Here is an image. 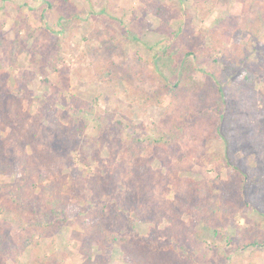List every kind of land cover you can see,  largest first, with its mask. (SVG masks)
<instances>
[{"label":"rangeland","instance_id":"374dc122","mask_svg":"<svg viewBox=\"0 0 264 264\" xmlns=\"http://www.w3.org/2000/svg\"><path fill=\"white\" fill-rule=\"evenodd\" d=\"M156 6L166 16H156L151 10ZM248 18L264 30V0H0V75L7 81V98L40 127L60 119L81 130L77 139H57L49 133L53 151L69 156L55 174L71 204L72 228L81 229L84 220L101 221L96 219L98 208L90 202L88 187L93 178L103 184L109 177V144L98 136L99 117L114 114L134 123V137H141L146 146L148 137L160 136L161 121L175 116L190 128L177 156L163 151V162L153 161L161 178L157 201L179 206L175 193L187 191L189 182L201 189L212 187L202 212L178 218L183 241L179 257L190 264H264V62L260 60L264 47L259 38L241 33ZM236 43L245 45L248 55L235 79L226 81L225 61ZM186 61L198 69L192 77L195 85L209 83L215 73L212 79L228 87V99L234 103L229 124L239 126L231 156L238 171L248 176L245 183L224 163L217 119L201 122L200 91L179 97L173 105L145 104L149 92L165 81L179 80ZM244 67L253 74L254 84L240 92ZM214 91L210 97L218 98ZM206 98L210 99L207 94ZM45 105L54 107L55 114L43 112ZM9 131L0 125V139ZM146 154L153 152L148 149ZM127 168L135 172L130 164ZM0 181L13 184L11 190L20 184L15 174L0 175ZM154 185L159 186L158 181ZM23 195L26 207L31 204L29 196L49 206L50 199L38 188ZM16 201L9 192L0 197V204L10 208ZM219 205L222 212L216 210ZM157 224L139 223L135 229L151 234L155 228L170 226L166 220ZM25 225V230H18L16 222L1 217L0 231L8 237L3 263L84 262L80 244L70 240L65 228L41 233L28 220ZM116 226L121 236H136L130 225L119 221ZM93 264L130 262L118 248L97 244Z\"/></svg>","mask_w":264,"mask_h":264},{"label":"trees","instance_id":"16d2710c","mask_svg":"<svg viewBox=\"0 0 264 264\" xmlns=\"http://www.w3.org/2000/svg\"><path fill=\"white\" fill-rule=\"evenodd\" d=\"M151 10L156 16H166L160 6L152 7ZM165 21L169 20L165 19ZM251 21L250 18L245 19L240 31L249 34L250 39L259 38L260 44L264 47L263 27L252 25ZM18 45L14 48L15 53L20 47ZM229 51L225 61L226 81L230 78L235 79L236 73L245 65L248 55L246 46L240 43L233 44ZM260 60L264 62L263 52ZM195 70H198L195 65L186 61L179 80L176 83L165 81L162 87L149 92L145 96V104L173 105L180 100L179 97L200 91L197 101L202 109L201 122L217 119L218 136L224 143V163L232 172L242 177V182L245 183L248 176L238 171L231 156L234 133L239 126L235 128L229 124L233 120L229 114L234 108V103L228 99L230 97L228 87L223 86L222 81L215 82L212 79L217 76L215 73L210 74L209 83L195 85L192 81ZM240 79L243 82L239 86L240 92L254 84V76L247 67H244ZM214 90L220 94L218 98L210 97V93H215ZM8 94L7 81L0 75V125L10 130L6 138L0 139V175L8 174L11 177L15 174L20 183L15 185V190H11L13 184L0 181V197L9 192L17 200L13 208L5 202L0 204V219L4 216L16 222L19 226L18 230L22 231L26 229V220L30 222L32 228L41 233L50 230L57 232L65 228L70 234V240L80 244L79 252L84 257L82 264H93L94 247L97 244L118 248L130 264H190L189 260L179 257V249L183 241L180 236L181 231L178 230L180 228L178 218L181 214L202 212L207 207L212 187L201 189L196 187L195 182H189L187 191L175 193L179 206L171 204L168 207L165 203L161 205L155 196L157 191H160L161 178L158 175L160 171L153 169L154 160H163L161 155L163 151L174 157L177 156V152L181 149L180 144L190 128L186 120L175 119V116L170 119L163 117L162 131L157 128L160 136L148 137V143L144 146L145 141L141 137H134L137 129L134 123L128 124L116 119L114 114H108L106 118L99 117L98 136L109 144L110 159L106 166L109 177L103 184L99 183L98 177L93 178L88 187L91 193L90 202L98 208L95 210L96 219L101 221L98 224H89L84 220L81 222V229H74L70 212L71 204L64 193V185L55 174L57 166L67 163L69 156L53 151L54 144L49 138V133L57 139L67 136L77 139L81 130L63 125L60 119H56L52 126L40 127L31 120L30 114L18 110V105L7 98ZM206 94L209 100L205 99ZM45 106L43 112L55 114L54 107ZM207 109L211 110L206 111ZM30 120L32 122L28 124ZM148 149L153 152L152 156H147ZM129 164L135 168L134 173L127 168ZM29 180L34 184L22 185L21 182L27 183ZM155 180L158 181L159 186L154 185ZM119 187L121 189L116 192L114 189ZM37 188L50 199L49 206H44L40 200L29 196V191L33 193ZM25 192L31 200L30 207H26V198L23 195ZM216 210L222 212L223 205H219ZM165 220L169 222V228H155L151 234H142L135 229L139 223L157 224ZM119 221L135 229L136 236L133 239L125 238L115 230L116 222ZM7 241L8 237L0 231V264H5L1 256L6 252ZM25 241L23 245L26 247L28 241Z\"/></svg>","mask_w":264,"mask_h":264}]
</instances>
